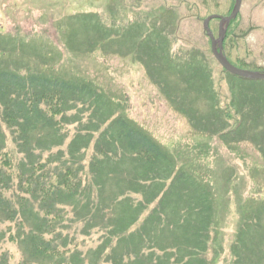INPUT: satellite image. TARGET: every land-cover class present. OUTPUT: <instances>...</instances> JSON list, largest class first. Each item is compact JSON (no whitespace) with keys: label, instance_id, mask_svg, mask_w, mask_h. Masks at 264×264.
I'll use <instances>...</instances> for the list:
<instances>
[{"label":"rangeland","instance_id":"obj_1","mask_svg":"<svg viewBox=\"0 0 264 264\" xmlns=\"http://www.w3.org/2000/svg\"><path fill=\"white\" fill-rule=\"evenodd\" d=\"M234 4L235 0H0V67L21 72L40 70L82 81L102 94L96 101L90 102L88 97L81 96L78 102L70 104L59 137L62 144L47 148V151L44 148L50 144L42 146L34 135L28 137L29 150L17 148L10 129L6 130L1 122L5 133L0 131V139L6 138L5 150L14 159L11 168L0 159V170L10 174L8 168L19 171L18 166L23 163H44L43 171L34 167L40 185L51 177L57 183L55 172L50 171L55 168L64 170V165L72 166L80 174L82 188L77 200L74 199L75 203L70 206L66 205L70 199L62 200L66 204L61 205L64 209L61 224L67 228L64 233L68 235L66 244L72 241L70 246L77 248L83 257L94 258V251L104 250L102 242L109 240L106 244L109 247L111 240H115V234L111 232L116 217L112 219L109 209L108 214L105 213L110 204L102 205L105 218L102 213L99 214L101 218L90 217L93 214L91 207L88 209L90 192L96 203L109 202L107 199L113 194L117 199L130 196L133 207L143 200L140 193L132 190L137 184L131 186L128 183L135 175L125 174L127 166L120 169L125 175L119 174L113 181L111 173L115 169L108 164L105 180H100L102 187H98L100 196L96 186L86 187L91 183L90 163L99 134L120 113L160 143L175 159L178 168L183 166L196 173L201 187H205L199 192H208L213 223L205 254L207 264H233L235 258L245 256L246 250L251 251L255 259L260 253L264 257V84L252 79H235L233 76H239L226 71L214 57L210 39L203 29L204 18L214 13L227 16ZM92 21L95 24L99 21L109 29L107 37L123 33L122 39L103 41ZM233 21V37L252 30L238 40L230 38L226 42L227 57L230 59L231 56L233 60L240 57L258 67L259 71L264 70V0H243ZM210 26L217 36L219 20H213ZM142 32L146 36L152 33L148 35L146 47L151 51L170 49L173 60L179 63L156 67L159 71L156 74H163L165 79H168L167 74H173L169 76L170 87L166 89L178 96H172L175 104L170 103L166 92L150 79L145 65L133 59L134 42L142 40ZM142 49L144 44L140 47ZM148 56L156 57L155 53ZM169 68L174 72L170 74ZM202 87H205L204 91ZM181 95L191 105L186 109L199 113L197 121L192 122L179 110L184 106ZM107 99L114 101L111 107L105 105ZM248 110L255 113L259 110L256 114L261 117V122L254 124L244 119L242 112L246 115ZM111 113L115 115L110 119ZM240 120L244 122L241 126ZM104 121L107 124L100 127ZM96 126H99V132L95 133ZM91 131L92 141L89 142ZM78 135L83 136L85 143L71 147ZM31 171L24 172L21 181L11 170L14 174L11 189L0 192L15 199L18 194L24 195L23 185ZM143 175L137 173L136 177L140 180ZM34 186L40 189L39 184ZM161 195L163 193L159 198ZM101 196L103 199H99ZM147 200L145 197L142 202L145 209L141 219L128 231L139 227L157 206L158 201L147 205ZM31 204L40 208L37 200ZM4 217L0 218V236H4L0 242V257L5 255L7 264H17L22 259V252L16 242L8 239L17 233V221H3ZM109 218L112 225L106 237L104 231L107 230L102 228V223ZM248 218H251V224L245 226ZM167 236L169 241H162V244L155 238L146 239L138 246V250L144 252L142 256L148 258H144V264H181L186 260L177 257L171 243L183 241V230L174 229ZM139 243L140 238L136 245ZM235 245L237 251L233 249ZM164 251L167 260L162 259ZM89 262L87 260L85 264H91ZM247 263L252 262L248 259Z\"/></svg>","mask_w":264,"mask_h":264},{"label":"trees","instance_id":"obj_2","mask_svg":"<svg viewBox=\"0 0 264 264\" xmlns=\"http://www.w3.org/2000/svg\"><path fill=\"white\" fill-rule=\"evenodd\" d=\"M233 22L230 23L224 41L225 54L226 42L230 38L235 40H238L239 37L241 38V36L237 35L231 36ZM92 23L98 35L101 36L102 34L103 41L106 42L110 38L122 39L123 33L107 37L108 28L104 27L99 21L96 24L93 21ZM234 31H236L235 28ZM151 34L148 35L150 36ZM148 35L146 36L142 32V40H135L136 43L134 42L135 45H133L135 58L133 59L145 65L150 79L155 81L163 92H166L165 95L170 103L175 104L176 102L172 96L177 95L168 93L167 90L170 87V77L173 74H167L168 79H165L162 76L163 74H156L159 72L156 67H170L174 64L179 65V63L173 60L169 52L170 49L158 50V48H155L151 51L146 47V40L149 39ZM230 42L233 41L230 40ZM142 44H144V49L140 50ZM133 47H131L130 51L133 50ZM153 53H155L156 57L150 58L148 54L152 55ZM229 60L240 68L258 70V67L246 63L240 57L233 60L230 56ZM169 72L171 74L174 69L169 68ZM233 77L235 79H243L236 76ZM253 81L264 84V81ZM202 90L204 91L205 87H202ZM81 96L88 97L87 100L92 102L99 98L101 99L102 94L91 87L90 84L82 81L65 79L62 76L47 74L40 70L27 69V72H21L11 68L0 67V131L2 134L3 132L5 133L1 126L2 122L6 130L9 131L10 129L13 142L17 148L24 147L29 150L31 148L28 145V137L30 135H34L44 147L49 143L50 145L44 148L46 151L48 150L47 148L59 147L62 144V139L59 141L60 133L62 132L64 121L68 118L67 111L70 110V104L78 102ZM181 97L184 101V106L179 110L183 111L192 122L197 121L199 113L188 111L186 108L191 105L185 101L182 95ZM252 99H250L251 107L254 106L253 102L256 103L255 98L253 102ZM113 102L112 99H107L105 105L108 104L111 107ZM258 111L256 113H259ZM256 113L248 110L245 115L242 112L244 119H249L254 124L261 122V117H258ZM113 115L115 114H110V119ZM105 123L107 124V121L101 122L100 127ZM243 124L244 122L240 120V126ZM96 127L95 133L99 132V126ZM92 134L91 131L89 133V142L92 141ZM99 137L95 143L94 156L90 163L91 183L86 187L89 189L96 186L99 194L98 187H102L100 180L105 178V171L108 164H110L113 167L112 169H115L111 173L113 181L118 179L119 174L135 175L129 178L128 183L131 186L134 183L137 184V187L132 190L140 193L143 200L138 201L137 203L140 202L138 205L134 204V208L133 204H131L130 196L117 199L116 194H113L107 199L109 202L98 201L96 203L93 200L94 195H92V192L89 193V200L92 202L89 201L88 209L91 207V213H93L90 217L96 215V218H99V214L103 212L102 205L104 203L110 204L105 213L108 214L110 210L112 219L116 217L113 222L115 225L113 227L114 231L111 232V234H115V240H111L109 247H106V244L110 242L109 240L102 242L101 245L105 246L104 250L94 251V258L92 259L88 258L89 256L83 257L77 248L71 247L72 241L66 244L68 235H64V233L67 228L61 224V212H64L61 205L62 203L66 204L62 200L70 199V203L66 204L70 206L73 202L75 203L74 199H76L79 189L82 188L80 174L78 175L72 166L64 165V170L55 168L50 171L55 172L54 176L58 178L57 183L51 177V179H46L42 182L43 185H40V178L35 174L34 167H40L43 171L45 164L40 162L36 164L31 161L29 165L25 163L21 166L19 165V171L10 169L14 158L5 150L6 138L3 139L1 137L0 159L5 165L10 167L8 168L10 174L0 170V190L10 191L14 177L11 170H14L17 173L15 177L22 181L23 175H25L24 172H29L33 168L25 180L26 183L23 185L25 187L24 195L18 194L15 199L12 195L8 197L4 192H0V218L5 216L2 219L3 221H17V233L11 234L10 232L11 235L8 238L12 242H16L22 252V259L17 264H85L87 260L91 264H144V258H148L142 256L144 252L138 250V246L142 242L144 243L146 239L150 241L156 238L159 244H162V241L167 242L169 241L167 234L174 229H182L184 234L182 242L170 241L173 243L172 247L174 248L172 250L177 254V257L186 259L180 263L207 264L205 254L208 251V244L211 239L209 230L213 223V212L208 202V192H199L205 187H201L200 179L196 176V173H191L183 166L178 168L175 159L160 143L122 113L102 130ZM83 143H85L83 136L78 135L73 139L71 147L77 144L82 145ZM30 154L35 156L32 150H30ZM126 166L127 171H125V174L120 173V169ZM137 173L144 174L140 180L136 177ZM38 184L40 189L34 186ZM151 191H153L152 194ZM161 193L163 195L159 198ZM120 195H124V193L119 194L118 197ZM145 197L148 199L145 204L149 205L154 201H158L157 206L140 223L139 227L130 232L128 231L130 227L141 219L140 217L145 209L142 203ZM99 199H103V197L101 196ZM33 200L39 202L40 208H36L31 204ZM83 205H86V203ZM105 213H102L103 218L106 217ZM86 219L89 220V217L86 216ZM109 222L110 218L102 223V228L107 230V232L103 230L106 237L108 236L107 233L110 232V225H112ZM250 224L251 218H248L245 226ZM138 232L142 233L138 236ZM242 234L243 232L240 233V235ZM106 237L103 236L104 241ZM254 237L252 235V238ZM3 238L4 236L1 235L0 242ZM138 238H140V243L136 245ZM233 249L237 251V245ZM248 251L246 250L245 256L235 258L233 264H248V259L249 262H252L251 264H264V257L261 253L256 256L253 255L257 258L255 259L251 256V251H249L250 254ZM165 253L166 251L162 254L163 260L168 259ZM0 264H7L5 255H1Z\"/></svg>","mask_w":264,"mask_h":264},{"label":"water","instance_id":"obj_3","mask_svg":"<svg viewBox=\"0 0 264 264\" xmlns=\"http://www.w3.org/2000/svg\"><path fill=\"white\" fill-rule=\"evenodd\" d=\"M243 0H235V5L233 7L232 12L227 15H220V14H212L204 19L203 21V29L204 32L207 34V36L211 40V50L216 58V60L221 64V66L224 67L225 70L228 72L248 79H254V80H264V72L256 71V70H249L240 68L236 65H234L230 60L227 58V56L224 54V39L227 33V29L231 23L232 20H234L242 7ZM213 19H219V34L218 37L215 36L214 32L212 31L210 27V22Z\"/></svg>","mask_w":264,"mask_h":264}]
</instances>
